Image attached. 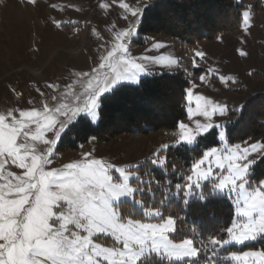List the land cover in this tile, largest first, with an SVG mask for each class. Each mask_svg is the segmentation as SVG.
I'll use <instances>...</instances> for the list:
<instances>
[{
    "label": "snow or ice",
    "instance_id": "6c2138e0",
    "mask_svg": "<svg viewBox=\"0 0 264 264\" xmlns=\"http://www.w3.org/2000/svg\"><path fill=\"white\" fill-rule=\"evenodd\" d=\"M113 5L129 24L113 32L111 46L97 67L74 74L78 79L51 97L56 102L52 106L42 101L41 108L0 111V264H221L220 251L227 252L225 261L264 264V251L229 249L264 240V139L243 146L230 143L232 130L244 122L246 105L232 107L194 95L192 85L185 92L188 104L195 102V110L188 108L190 123L179 122L175 140L161 144L151 156L117 164L85 152L80 159L51 166L63 140L102 120L103 105L122 91L124 82L143 85L142 77L154 75L157 67L169 72L183 67L172 55L130 54L129 45L155 6L153 0H137L135 5L101 0L99 7L108 10ZM67 7L80 11L75 5ZM250 9L242 12L245 25L252 17ZM79 23L53 20L57 28L68 24L77 33ZM152 47L166 45L156 42ZM204 56L194 50L189 58L192 67ZM207 75L200 76L201 82ZM219 79L237 82L231 76ZM47 87L56 91L60 85ZM193 115L203 120H192ZM169 149L196 154L191 167L181 173L182 183H162L170 172L181 170L169 161ZM8 165L21 171H11ZM225 197L234 204L236 217L231 226L206 238L195 229L185 232L184 219L169 211L175 204L183 205L181 211L206 213L214 199Z\"/></svg>",
    "mask_w": 264,
    "mask_h": 264
},
{
    "label": "rangeland",
    "instance_id": "374dc122",
    "mask_svg": "<svg viewBox=\"0 0 264 264\" xmlns=\"http://www.w3.org/2000/svg\"><path fill=\"white\" fill-rule=\"evenodd\" d=\"M104 2L111 4V0ZM125 2L135 5L137 0ZM100 3L101 0H37L36 5H32L28 0H0V111L10 107L41 108L42 101L52 106L56 102L51 97L65 91L66 84L78 79L74 74L91 72L98 66L100 57L111 46L113 32L129 24V21L120 19L123 11L118 6L113 5L108 10H103L99 7ZM53 4L57 7L52 8ZM67 5H75L80 11ZM248 6H251L252 14L249 24L245 25L242 17L239 28L233 32L220 33L212 40L200 41L191 47H177L175 39L170 36L155 33L140 35L138 32L129 45L130 54L133 57H178L183 67L171 72L181 70L187 74L190 81L188 88L195 85L194 95H203L232 107L242 105L249 95L264 91V0H261L262 7L259 10L253 8L252 2H248L243 10ZM62 7L64 10L60 11ZM54 19L79 21L75 27L81 30L77 33L68 24L57 28L53 24ZM113 24L116 25L115 28H112ZM141 37L144 44L138 42ZM156 42H161L166 47L154 49L152 45ZM194 50L205 53L202 59L196 58V68L192 67L189 59ZM241 52L246 54L241 55ZM184 69H187V73ZM156 72L169 71L157 67ZM206 73L208 75L205 81L201 82L200 76ZM220 76H231L237 82L225 84L219 79ZM48 83L59 84L60 88L53 91L47 87ZM37 88L44 96L40 95ZM77 90H80L78 85ZM17 93L22 96L18 97ZM29 101L33 103L30 104ZM186 104L187 117L180 122L190 123L188 108L195 110V102L188 104L186 101ZM196 119L203 120V117L193 115L192 120ZM177 131L161 129L148 134L122 135L104 142L88 140L76 150L58 151V159L51 166L59 167L80 159L85 152L117 164L134 163L151 156L161 144H171L175 140L173 134ZM259 140L260 137H250L232 144L243 146L244 142ZM8 168L18 174L21 171L12 165H8ZM156 195H159L156 197L159 199L160 193L157 192ZM229 249L264 251V240L231 245ZM223 252L220 251L217 257L221 264H238L236 261H225L227 252L222 254Z\"/></svg>",
    "mask_w": 264,
    "mask_h": 264
},
{
    "label": "trees",
    "instance_id": "16d2710c",
    "mask_svg": "<svg viewBox=\"0 0 264 264\" xmlns=\"http://www.w3.org/2000/svg\"><path fill=\"white\" fill-rule=\"evenodd\" d=\"M248 2H252L255 10L262 7L261 0H155V6L145 14V22L138 32L140 35L155 33L170 36L175 39L177 47H191L197 42L212 40L220 33L237 30L242 21V10ZM138 42L144 44L145 41L141 37ZM142 79L143 85L124 84L122 91L103 105L102 120L81 135L73 133L63 140L58 151L78 149L89 140L85 136H95L99 142H104L127 134L177 129L178 123L187 116L185 92L190 84L187 74L181 70L156 72ZM243 105H246L244 122L232 130L230 143L242 142L250 137L264 139V128L260 127L264 115H258L264 111V91L249 95ZM167 155L169 161L180 165L181 170L174 174L170 172L162 183L166 180L182 183L181 173L191 167L196 154L190 152L185 156L182 152L169 149ZM156 175L159 178V173ZM182 207L174 204L169 211L184 219L185 232L195 229L203 238L229 227L235 218L234 205L227 197L214 199L206 213L193 214L187 208L181 211ZM252 245L256 246V243Z\"/></svg>",
    "mask_w": 264,
    "mask_h": 264
},
{
    "label": "crops",
    "instance_id": "0c3cea01",
    "mask_svg": "<svg viewBox=\"0 0 264 264\" xmlns=\"http://www.w3.org/2000/svg\"><path fill=\"white\" fill-rule=\"evenodd\" d=\"M185 119H186V118H184L183 120H185ZM183 120H182V121H183Z\"/></svg>",
    "mask_w": 264,
    "mask_h": 264
}]
</instances>
